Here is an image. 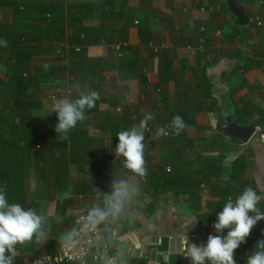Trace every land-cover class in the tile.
Masks as SVG:
<instances>
[{
    "label": "crops",
    "instance_id": "crops-1",
    "mask_svg": "<svg viewBox=\"0 0 264 264\" xmlns=\"http://www.w3.org/2000/svg\"><path fill=\"white\" fill-rule=\"evenodd\" d=\"M39 1L57 6L63 16L59 26L65 28L67 39L75 27L93 28L108 41L87 48V57L101 64L90 76L73 78L68 70L55 74L60 85L71 80L82 88L80 84L88 83L89 90L99 93L98 105L86 110L85 119L69 132L63 146L55 140L56 148L44 144L47 130L56 126L50 119L57 114L43 102L33 110L35 117L44 118L41 148L36 147L39 153L24 173V192L15 201L45 215L50 231L46 244L18 246L14 264L58 252L65 241L61 237L74 229L78 212L106 206L105 195L114 179L126 180L137 191L119 216L99 225L116 231V240L106 233L113 251L135 264H192L181 253L183 235L197 245L206 243L210 234H217L212 225L228 196L235 199L247 186L264 196V0H238L250 18L246 27L236 25L226 10L228 0ZM1 9L6 17L12 13V9ZM40 44L41 51L50 45ZM73 49L70 45L66 59L44 53L38 58L67 68L75 61L70 55ZM121 68H127L126 72ZM208 79L212 87L206 90ZM149 84L162 89L161 106L155 95L147 94ZM203 93L207 99H218L221 111L213 114L208 108L211 100L204 103ZM78 95L75 91L73 97ZM142 96L147 102L138 106L139 117L154 115L156 124L151 127L156 131L169 129L172 114L186 117L180 133H185L187 142L175 139L168 145L161 136L151 140L145 131L150 144L145 151L146 179L125 169L124 158L115 153L117 133L140 123L124 115L125 101L132 98L138 103ZM224 106L229 113L236 111L243 125L257 126L249 143L220 132L218 119ZM118 107L123 109L121 114ZM177 150L182 153L179 181L163 188L157 180L162 169L172 168L167 161ZM259 206L264 208V199ZM262 239L264 220L235 251L237 264Z\"/></svg>",
    "mask_w": 264,
    "mask_h": 264
},
{
    "label": "trees",
    "instance_id": "trees-1",
    "mask_svg": "<svg viewBox=\"0 0 264 264\" xmlns=\"http://www.w3.org/2000/svg\"><path fill=\"white\" fill-rule=\"evenodd\" d=\"M4 7L12 9L15 19L13 23L6 25L0 21V41L6 42V46L5 43H0V64L7 70L6 77H0V189L6 191L10 203H16V197L24 192L23 186H21L24 173L29 172L30 160L39 153L35 151L36 146L41 148V144H39L42 138L40 125L44 118L35 117L33 110L42 105L40 97L46 92V89L43 88L44 84L51 83L55 74L62 70H68L73 78L81 77L80 75L90 76L89 73H94L101 64L100 60L87 57V48L104 43L108 41V38L104 35L101 36L99 31L93 28L77 30L71 26L73 35L67 39L65 28L59 26L63 22V16L60 15L56 5L52 7L49 3L39 0H0V9ZM98 11L99 9L95 8L94 12L98 13ZM75 19L77 22L79 21L78 17ZM43 41L50 43L45 51H41L40 43ZM64 44L74 48L70 55L72 54L71 58L75 61L69 67L49 64V62L35 66L37 60L34 59L35 57L41 53L49 56L55 55V50L60 49ZM76 48L78 50H75ZM32 68H35L38 77L31 72ZM126 69L121 68L124 72ZM122 77L128 79L129 76ZM80 85H82V90H89L88 83ZM205 87L206 90L212 87L211 80H207ZM204 95L206 96V94ZM205 99L204 103H207L208 99L211 100V105L209 104L208 108L213 111V114L221 111L218 99L214 97L207 99V96ZM98 102L96 101V106ZM138 111L137 106H127L125 101L124 115L127 118L133 119L135 113L139 116ZM177 115L186 118L184 115ZM175 116L176 114L170 116L169 124ZM50 120H54L57 124L58 116L56 115ZM141 120L140 117L138 120L134 119L137 123ZM154 123L156 124V121L152 120L149 125L154 126ZM189 123L194 124V121H189ZM152 130L154 133L157 132L154 128ZM59 135L56 133L55 127L47 130L44 144L50 149L55 147L53 146V140H55L58 141V145L63 146L65 141H61ZM177 136H173L176 138L161 137V139L165 140V144L168 145L175 139L187 142L185 133L181 132ZM189 149L191 150L192 147ZM180 154L182 155L178 150L169 154L167 162L172 168L170 173L167 172L166 167L160 172L157 182L161 187L168 186L167 188H169L170 185L178 183L180 178L178 172H181ZM199 219L202 223L203 219ZM246 261L247 255L239 257L238 264H246Z\"/></svg>",
    "mask_w": 264,
    "mask_h": 264
},
{
    "label": "clouds",
    "instance_id": "clouds-1",
    "mask_svg": "<svg viewBox=\"0 0 264 264\" xmlns=\"http://www.w3.org/2000/svg\"><path fill=\"white\" fill-rule=\"evenodd\" d=\"M0 43L6 42L0 41ZM78 87V86H76ZM74 99L64 98L56 101L52 107L58 116L55 131L61 141L68 139L69 132L78 122L85 119V112L96 106L99 93L91 90H78ZM155 116L147 114L138 126L117 133L119 143L115 147L116 155L124 158L123 167L136 177L146 179L148 169L145 161V131ZM186 127L181 116L176 115L168 128L179 134ZM165 127L157 129L154 140L159 136L168 135ZM137 189L132 188L126 180L114 179L110 191L105 195V207L95 206L87 214L84 228L95 229L110 216H119L125 203L129 201ZM264 191V190H261ZM264 196L251 186L245 187L235 199L230 195L218 213L217 221L212 225L217 234H210L206 243L197 245L190 242L187 234L181 237L182 254L192 264H237L235 251L247 242L253 228L264 220V208L260 202ZM46 216L38 213L36 208H25L19 203H10L6 191L0 189V264H14L18 246L39 247L47 243L49 231L45 227ZM227 233L225 234V230ZM76 230L63 234L62 240L74 238ZM108 264H113L112 260ZM246 264H264V239L257 242L255 250L247 256Z\"/></svg>",
    "mask_w": 264,
    "mask_h": 264
},
{
    "label": "built area",
    "instance_id": "built-area-1",
    "mask_svg": "<svg viewBox=\"0 0 264 264\" xmlns=\"http://www.w3.org/2000/svg\"><path fill=\"white\" fill-rule=\"evenodd\" d=\"M2 16L0 15V21ZM261 25L260 22L257 23ZM69 46L61 45L60 49H57L56 55L62 59H66L67 51ZM63 89L58 88L57 93L53 95L51 98L52 101H55L59 91ZM72 89L67 88L64 90L63 98H71L72 97ZM147 94H153L156 96V100L158 101V105L161 106L163 104V100L161 99V93L163 92L161 88L154 87L152 84H149L146 88ZM128 105L130 106H141L147 102L145 96L139 98V102L137 103L132 98H128ZM117 113L121 114L123 109L121 107L117 108ZM133 119L138 120L139 116L137 113L133 114ZM168 135L161 136L163 138H169L175 135V131L171 128L167 129ZM147 137L151 138L155 136V133L152 130V127L149 126L148 130H146ZM180 133V132H179ZM39 149V146H36ZM167 172L170 173V167H167ZM87 212H78L76 214V224L74 229L76 230V234L74 238L65 240L58 252L53 254L44 253L40 256L29 259L24 264H108L109 260L113 261V264H131V262L121 256L120 254L113 251V248L109 244L106 233H109L112 236V240L117 239V233L113 229L100 228L99 225L95 229L84 228L83 225L86 223ZM135 264V263H134ZM139 264V263H136Z\"/></svg>",
    "mask_w": 264,
    "mask_h": 264
},
{
    "label": "water",
    "instance_id": "water-1",
    "mask_svg": "<svg viewBox=\"0 0 264 264\" xmlns=\"http://www.w3.org/2000/svg\"><path fill=\"white\" fill-rule=\"evenodd\" d=\"M226 10L235 17L237 26L246 27L250 25V18L245 10L239 6L238 0H228ZM223 110V114L218 119V128L220 132L228 139H235L245 144L249 143V140L253 138L257 132V126H245L243 125L242 118L236 116V111L229 113L225 106ZM232 158L233 155H230L228 159Z\"/></svg>",
    "mask_w": 264,
    "mask_h": 264
},
{
    "label": "rangeland",
    "instance_id": "rangeland-1",
    "mask_svg": "<svg viewBox=\"0 0 264 264\" xmlns=\"http://www.w3.org/2000/svg\"><path fill=\"white\" fill-rule=\"evenodd\" d=\"M19 2V1H18ZM17 2V3H18ZM1 11H3L2 9H0ZM0 14H1V16H2V19H1V22L3 23V22H5L4 24L6 25V24H11V23H13V20L15 19V16L13 15V13H9V16L7 15V17L6 16H4L1 12H0ZM64 45H66L67 46V44H64ZM56 51L57 50H55V55H56ZM57 56V55H56ZM58 57V56H57ZM44 58V57H43ZM58 58H60V57H58ZM34 59H37L36 60V65L35 66H39V65H43V64H47L46 63V61H48V60H45L46 59V57L44 58V60H41L40 58H38V57H35ZM50 63V62H49ZM31 72L36 76V77H38L37 76V72H36V70H35V68H32V70H31ZM6 70H5V68H4V66H2L1 64H0V77H2V78H4V77H6ZM62 83H64V82H62ZM68 85H64V84H59L58 82H57V78H54L52 81H51V83H49V82H46L45 84H44V86H43V88H45L46 89V93H44V95L43 94H41V97H40V101L41 102H43V105H45L47 108H49L50 110L52 109V105L50 104L51 102L52 103H55L56 101H58V100H60V99H63V95H64V90L66 89V87L67 88H71L73 91H72V94L74 95V93H75V91H78V90H76V88L78 89H80V90H82L75 82H72L71 80H70V83H67ZM76 85L78 86V87H76ZM58 88H61V89H63L62 91H59V93H58V95H57V99L55 100V101H52L51 100V98L53 97V95L55 94V92L57 91V89ZM57 93V92H56ZM73 95H72V97H73Z\"/></svg>",
    "mask_w": 264,
    "mask_h": 264
}]
</instances>
